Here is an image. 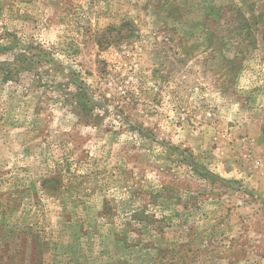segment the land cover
<instances>
[{"label":"rangeland","instance_id":"374dc122","mask_svg":"<svg viewBox=\"0 0 264 264\" xmlns=\"http://www.w3.org/2000/svg\"><path fill=\"white\" fill-rule=\"evenodd\" d=\"M0 264H264V0H0Z\"/></svg>","mask_w":264,"mask_h":264}]
</instances>
